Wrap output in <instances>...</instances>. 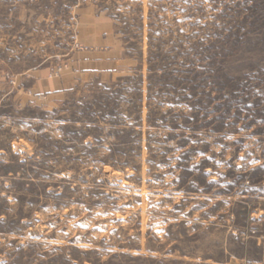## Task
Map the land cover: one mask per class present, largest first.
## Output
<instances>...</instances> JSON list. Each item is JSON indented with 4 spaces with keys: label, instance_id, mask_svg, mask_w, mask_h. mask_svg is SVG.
I'll list each match as a JSON object with an SVG mask.
<instances>
[{
    "label": "rangeland",
    "instance_id": "rangeland-1",
    "mask_svg": "<svg viewBox=\"0 0 264 264\" xmlns=\"http://www.w3.org/2000/svg\"><path fill=\"white\" fill-rule=\"evenodd\" d=\"M0 264H264V0H0Z\"/></svg>",
    "mask_w": 264,
    "mask_h": 264
}]
</instances>
